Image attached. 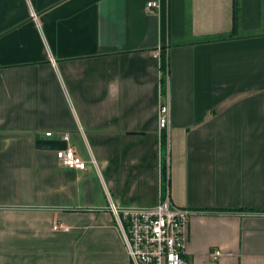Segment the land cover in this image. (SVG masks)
Here are the masks:
<instances>
[{
    "label": "crops",
    "instance_id": "obj_1",
    "mask_svg": "<svg viewBox=\"0 0 264 264\" xmlns=\"http://www.w3.org/2000/svg\"><path fill=\"white\" fill-rule=\"evenodd\" d=\"M167 192L190 264H264V0H0V264H130L107 207Z\"/></svg>",
    "mask_w": 264,
    "mask_h": 264
},
{
    "label": "built area",
    "instance_id": "obj_2",
    "mask_svg": "<svg viewBox=\"0 0 264 264\" xmlns=\"http://www.w3.org/2000/svg\"><path fill=\"white\" fill-rule=\"evenodd\" d=\"M155 8V1L146 2L145 10L153 11ZM32 15L35 16L34 13ZM168 126L169 105L165 101L158 108V128ZM45 134L52 136L51 132ZM61 139L66 141L68 135H63ZM55 156L68 168H86V162L70 147L56 149ZM107 208L121 234L130 264H190L184 258V251L189 219L195 211L176 206L168 192L151 207L109 205ZM60 227L59 223L53 225V229ZM64 229L67 230L66 227ZM221 254L220 249H215L209 255L215 260Z\"/></svg>",
    "mask_w": 264,
    "mask_h": 264
},
{
    "label": "water",
    "instance_id": "obj_3",
    "mask_svg": "<svg viewBox=\"0 0 264 264\" xmlns=\"http://www.w3.org/2000/svg\"><path fill=\"white\" fill-rule=\"evenodd\" d=\"M35 145L39 149H64L66 148L65 141L55 140V139H39L36 141Z\"/></svg>",
    "mask_w": 264,
    "mask_h": 264
},
{
    "label": "trees",
    "instance_id": "obj_4",
    "mask_svg": "<svg viewBox=\"0 0 264 264\" xmlns=\"http://www.w3.org/2000/svg\"><path fill=\"white\" fill-rule=\"evenodd\" d=\"M234 6H235V3H234ZM235 23H236V9L234 7V9H233V29H232V33H230L229 36H232L233 33H234ZM225 38L226 37L222 36V37H218V38H214V39H208L207 41H211V40H222V39H225ZM166 66H167V62H166L164 53H161L160 68L162 69L163 73H165V74H166ZM162 79H163V77H162ZM165 172H166V166L164 165L163 166V173H164V175H165ZM164 180H167L166 175L164 177Z\"/></svg>",
    "mask_w": 264,
    "mask_h": 264
}]
</instances>
